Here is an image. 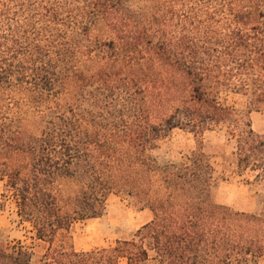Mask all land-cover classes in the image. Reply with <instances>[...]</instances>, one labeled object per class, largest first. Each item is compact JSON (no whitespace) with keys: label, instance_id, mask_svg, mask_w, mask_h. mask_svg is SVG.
<instances>
[{"label":"trees","instance_id":"trees-1","mask_svg":"<svg viewBox=\"0 0 264 264\" xmlns=\"http://www.w3.org/2000/svg\"><path fill=\"white\" fill-rule=\"evenodd\" d=\"M174 1L0 5V207L11 199L31 226L41 264H264V132L218 101L251 86L253 104L264 103V11L258 0H197L193 40L173 48ZM222 126L257 211L211 200L203 135ZM173 127L193 135L185 158L160 154ZM110 193L151 219L129 238L77 250L72 223L104 215ZM32 254L0 245V264Z\"/></svg>","mask_w":264,"mask_h":264},{"label":"rangeland","instance_id":"rangeland-1","mask_svg":"<svg viewBox=\"0 0 264 264\" xmlns=\"http://www.w3.org/2000/svg\"><path fill=\"white\" fill-rule=\"evenodd\" d=\"M199 1H174L175 12L168 27L173 48L180 43L185 46L189 43L188 41L193 40V27L190 23L189 13L192 8L198 7ZM201 1H209L211 6L216 5V0ZM258 2L260 9L264 11V0H258ZM1 4L13 7L12 9L15 8V0H0ZM23 19L21 16L17 17V21L21 22ZM34 23L35 27L43 25L40 20L34 21ZM223 31H227V28L225 27ZM99 32L94 30V35L97 36ZM200 40L203 46L213 48V53L220 48L217 40L209 41L204 36L200 37ZM185 55L187 56V51H185ZM251 91V86L246 93L221 90L218 94V101L221 105L233 108L236 116L244 120L249 119L255 132L263 133L264 103L253 104ZM158 110L157 108L153 110L154 117ZM153 120L158 122L157 118H153ZM226 138L227 133L224 126L213 131H206L203 135V149L214 168L210 187L211 200L230 206L235 210L257 211L260 205L256 194L244 182V179L250 178V173L247 172L243 176L237 175L233 148L227 143ZM194 148L195 141L192 133L183 127H173L163 138L160 154L164 158L181 159L189 155V152ZM1 193L2 181H0V201H2ZM151 217L149 209H138L127 197L110 193L106 198L104 215L72 223L70 234L73 245L77 250H89L114 244L117 239L129 238ZM17 219L15 204L11 199L6 200L0 207V245L9 252L23 246L33 252L29 264H41L40 259L44 245L35 239L34 232L28 223H19ZM120 264L126 263L121 261Z\"/></svg>","mask_w":264,"mask_h":264}]
</instances>
